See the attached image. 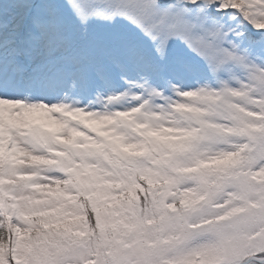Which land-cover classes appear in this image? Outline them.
<instances>
[{
    "label": "snow or ice",
    "instance_id": "1",
    "mask_svg": "<svg viewBox=\"0 0 264 264\" xmlns=\"http://www.w3.org/2000/svg\"><path fill=\"white\" fill-rule=\"evenodd\" d=\"M0 264H264V0H0Z\"/></svg>",
    "mask_w": 264,
    "mask_h": 264
}]
</instances>
